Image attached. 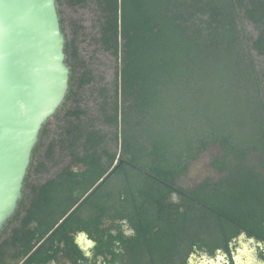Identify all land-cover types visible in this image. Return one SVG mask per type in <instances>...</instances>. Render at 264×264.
<instances>
[{
	"label": "trees",
	"instance_id": "1",
	"mask_svg": "<svg viewBox=\"0 0 264 264\" xmlns=\"http://www.w3.org/2000/svg\"><path fill=\"white\" fill-rule=\"evenodd\" d=\"M57 4L69 92L41 130L27 177L44 181L35 196L42 213L52 208L56 216H27L23 230L30 220L39 226L24 236L14 227L0 253L4 245L14 249L13 264H50L68 254L61 243L77 216L60 223L63 215L117 161L115 180L133 197L132 264H148L147 252L153 264H171L173 256L187 264L194 246L215 257L240 230L264 238V0ZM211 145L225 176L206 181L181 210L163 209L167 184ZM120 160L143 171H126ZM73 164L84 169L72 171ZM169 213L173 222L159 216ZM22 218L13 216V224ZM32 232H40L36 244Z\"/></svg>",
	"mask_w": 264,
	"mask_h": 264
},
{
	"label": "water",
	"instance_id": "2",
	"mask_svg": "<svg viewBox=\"0 0 264 264\" xmlns=\"http://www.w3.org/2000/svg\"><path fill=\"white\" fill-rule=\"evenodd\" d=\"M57 0H0V232L23 195L44 124L69 92Z\"/></svg>",
	"mask_w": 264,
	"mask_h": 264
},
{
	"label": "flooded vegetation",
	"instance_id": "3",
	"mask_svg": "<svg viewBox=\"0 0 264 264\" xmlns=\"http://www.w3.org/2000/svg\"><path fill=\"white\" fill-rule=\"evenodd\" d=\"M220 156V150L217 146H209L205 151L200 153L196 158L191 159L184 172H181L176 176L174 185L167 184L169 188L168 196L163 204V209L177 210L183 199L196 200L193 194L198 193V190L203 187L206 181L212 179L214 182H220L225 176V172H220L214 165V160ZM121 164L126 165L121 170L129 171L136 169L143 171V169L136 166L130 160H120ZM119 166L118 161L112 166L107 174L101 178L97 184L87 194L82 196L77 203H75L70 210L64 214L60 223L67 219L69 216H77L70 223L72 230L67 232V238L61 243V246L65 248V252L68 254L62 255V259L66 260L69 264H132L129 254L128 243L136 234V228L131 220L132 216L127 210H129V203L133 200V197L129 192L120 191V183L115 180L114 171ZM70 169L78 172L84 169L81 164H73ZM28 177V175H27ZM40 177L36 175V178ZM29 183V182H28ZM27 178L24 183L23 195L18 203L16 212L13 216H23L20 222L13 224L12 218L7 222L4 229L0 232L3 236L0 239L2 245L6 239L12 234L14 227H18L19 236H24L25 232L31 229H36L39 226L37 220H30L26 230H23L25 219L27 216H56L52 208L46 214L40 210L39 198L35 196L33 187L44 183L43 180L35 179L29 185ZM126 185L131 182H125ZM103 185V186H101ZM130 185V184H129ZM124 187V186H123ZM96 190L95 197L89 201H85L87 197ZM30 194L26 198L25 194ZM175 194L176 199H173ZM23 202V203H22ZM126 202L127 205L125 204ZM82 205V206H81ZM81 209L73 215L75 210ZM18 210H21L18 213ZM18 213V214H17ZM168 222H173L174 217L170 213L159 215ZM59 224V223H58ZM57 224V225H58ZM131 229L134 234L125 235V231ZM33 232L30 234V242L32 244L37 243V236ZM119 242V243H117ZM249 250L252 253L246 255L242 247L244 244H249ZM119 249V250H117ZM3 250L6 252L1 254L0 264H13L15 262V251L10 247L4 245ZM86 253H90L89 258ZM115 253V256H113ZM206 256V262L208 264H214V260L219 261L222 264H242L246 260V264H264V238L257 235L248 234L244 230H240L238 234L232 236L230 240H227L226 249L218 248L216 250L215 257H210L194 246L193 251L187 255V264H192L193 258L197 256ZM15 256V257H14ZM144 259L148 264H153V258L150 254L145 255ZM247 256V257H246ZM171 264L179 262V256H173ZM61 259V257H60ZM60 261V260H59ZM59 261L53 260L50 264H58ZM23 258L18 261L17 264H22ZM158 264L169 263L168 258L164 260H157Z\"/></svg>",
	"mask_w": 264,
	"mask_h": 264
},
{
	"label": "rangeland",
	"instance_id": "4",
	"mask_svg": "<svg viewBox=\"0 0 264 264\" xmlns=\"http://www.w3.org/2000/svg\"><path fill=\"white\" fill-rule=\"evenodd\" d=\"M67 12H69V10H67ZM84 16H85V17H88V16H89V13L86 12ZM249 245H250V243H249V244H244L245 247H242L243 250H244L243 252H244L246 255L252 253L251 249L249 250V247H250ZM247 246H249L248 249H247ZM246 257H247V256H246ZM219 261H221V260H220V259L217 260V261L214 260L213 262H214V264H222V263H220ZM246 263H247L246 260H244V263H242V264H246ZM58 264H69V263H67V261H66V260H63L62 257H61V259H60V261L58 262ZM192 264H208V263L206 262V256L203 255V256H197L196 258L194 257L193 260H192Z\"/></svg>",
	"mask_w": 264,
	"mask_h": 264
},
{
	"label": "clouds",
	"instance_id": "5",
	"mask_svg": "<svg viewBox=\"0 0 264 264\" xmlns=\"http://www.w3.org/2000/svg\"><path fill=\"white\" fill-rule=\"evenodd\" d=\"M173 199H176L175 194H173ZM132 234H134V233H133V231H132L131 229H127V230L125 231V235H132ZM117 243H119V242H117ZM117 250H119V249H117ZM86 255H88L89 258H90V256H91L90 253H86Z\"/></svg>",
	"mask_w": 264,
	"mask_h": 264
}]
</instances>
